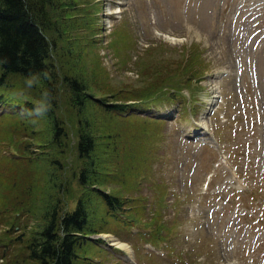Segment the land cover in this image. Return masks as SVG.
<instances>
[{
	"label": "rangeland",
	"instance_id": "obj_1",
	"mask_svg": "<svg viewBox=\"0 0 264 264\" xmlns=\"http://www.w3.org/2000/svg\"><path fill=\"white\" fill-rule=\"evenodd\" d=\"M239 2L250 5L252 0H51L47 16L54 28L46 36L54 43L49 63L54 65L55 74L52 103L44 99L43 84L31 78L9 75L0 89V106L13 108L19 114L22 103L33 106L24 118H19L24 130L16 132L15 137L9 131L12 124H7L13 119L0 118L5 124L0 136L32 148L28 162L14 168L9 164L0 166L4 177L0 183V191L4 188L0 193V238L4 236L3 242L11 248L4 264H37L28 259L19 236L27 232L23 240L28 242L29 233L41 229L44 211L50 204L57 207L60 220L82 200L89 214V228L105 229L97 236L113 243L123 239L138 243L120 232L117 224L101 221L103 202L90 191L93 185L80 182L85 170L91 171L83 175L86 185L97 183L99 189L120 198L147 197L135 209L138 214L128 212V216L155 225L164 219L177 224L178 236L170 245L183 258L177 264H264V223L254 229L246 218L230 226L231 220L224 215L227 211H207L208 152L202 155L193 145H183L170 125L152 124L148 132L151 153L146 149L144 154L156 159L153 162L154 158L147 154L141 160L144 135L134 139L130 133L139 132L140 121L131 122V127L128 120L123 123L120 117L102 113L94 99L81 103L66 83L68 78L78 80L82 86L86 84L87 94L99 100L137 103L159 94L167 97L173 91H166L176 85L193 56L204 74L193 96L203 87V96L212 92L223 97L219 113L209 117L200 112L203 125L221 133L226 141L241 142V134L250 135L256 146L264 140V133L242 119L246 114L264 122V41L256 45L249 24L235 18ZM223 72L229 75L216 80ZM181 92L189 94L188 90ZM256 98L258 110L252 104ZM241 99L243 107L239 106ZM41 105H46L47 110L37 114L35 109ZM232 117L236 120L230 125L238 122L243 127L235 137L228 131L227 118ZM87 126L92 127L88 130L96 136L98 147L93 167L79 157L77 149L80 134ZM58 130L63 137L56 139ZM136 159L141 162L137 164ZM193 161L197 164L191 172ZM136 168L141 170L140 175L152 176L161 186L168 184L171 200L181 210L178 217L164 210L161 197L146 180L137 186L129 179ZM183 196L186 199L179 204L178 197ZM152 216L156 221L149 220ZM76 252L89 255L85 245ZM137 258L139 264H166L141 254Z\"/></svg>",
	"mask_w": 264,
	"mask_h": 264
},
{
	"label": "trees",
	"instance_id": "obj_2",
	"mask_svg": "<svg viewBox=\"0 0 264 264\" xmlns=\"http://www.w3.org/2000/svg\"><path fill=\"white\" fill-rule=\"evenodd\" d=\"M51 6V0H0V86L4 85L9 75H18L23 78H31L40 81L44 86L45 101L52 103L54 96V65L50 63V51L54 45L46 34L54 26L50 27V18L47 10ZM57 25V22H54ZM194 69V68H192ZM78 80L70 81L66 78V83L72 89L74 95H78L79 101L85 103L93 101V94L89 89ZM99 104V103H98ZM101 105L104 103L101 101ZM122 106L115 105L112 108L121 109ZM93 126V123L91 124ZM91 126L83 129L80 134L77 149L80 158H85L89 167L95 166V156L98 152L96 136ZM57 131V130H56ZM56 135V139L63 137L62 132ZM2 139V136H0ZM85 161V163H86ZM7 161H2L6 163ZM25 161H17L22 163ZM86 169V168H85ZM91 173L85 170L81 173L80 182L85 186L96 185L97 183H83V175ZM0 174V183L3 179ZM91 192L98 191L106 204L111 207H120L117 197L108 195L91 188ZM4 192V188L0 193ZM82 200H79L74 212L64 215L62 218L57 216V207L48 205L43 214L44 225L39 231H31L28 242L23 238L27 235L23 233L19 237V242L24 243V251L30 261L37 264H75L77 259L76 248L83 242L87 224V213L83 208ZM86 205V203H85ZM85 207V206H84ZM62 232V235H60Z\"/></svg>",
	"mask_w": 264,
	"mask_h": 264
},
{
	"label": "clouds",
	"instance_id": "obj_3",
	"mask_svg": "<svg viewBox=\"0 0 264 264\" xmlns=\"http://www.w3.org/2000/svg\"><path fill=\"white\" fill-rule=\"evenodd\" d=\"M29 83H31V81H29ZM46 110H47V106L46 105H41L40 107H37L35 109V111H36L37 114H42Z\"/></svg>",
	"mask_w": 264,
	"mask_h": 264
}]
</instances>
